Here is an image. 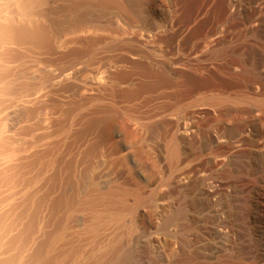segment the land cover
I'll list each match as a JSON object with an SVG mask.
<instances>
[{"label":"rangeland","instance_id":"obj_1","mask_svg":"<svg viewBox=\"0 0 264 264\" xmlns=\"http://www.w3.org/2000/svg\"><path fill=\"white\" fill-rule=\"evenodd\" d=\"M44 1L18 70L61 264H264L233 257L264 248V0Z\"/></svg>","mask_w":264,"mask_h":264},{"label":"bare ground","instance_id":"obj_2","mask_svg":"<svg viewBox=\"0 0 264 264\" xmlns=\"http://www.w3.org/2000/svg\"><path fill=\"white\" fill-rule=\"evenodd\" d=\"M44 3H46L44 0H0V264H61V260L64 258L60 257L63 253H60L56 248L58 242H56L54 236H49L50 233L47 230L45 233L44 219L46 217L44 216V219L41 217L43 212L40 210L41 207L37 205L39 203H36L35 200L34 188L36 186L34 184L38 185L37 182L43 178V175L39 176L42 170L39 167L42 162H40L39 167L36 165L40 170L34 169L33 166L35 165L30 157L33 150H37L34 149L36 143L40 142L42 138L41 136L33 137L32 133L35 132H32L33 129L31 130L29 124L37 120L38 113H30L32 109L29 112L28 105L30 107L32 105L31 100H34L30 99L29 92L32 96L30 89L33 88L32 97L37 95V93H34L37 90L34 91L35 85L33 86L32 79H29L31 83L28 84L26 82L27 78L25 79L26 76L23 74L24 71L20 72L22 70H18L20 68L18 65L22 61L29 55L33 56L31 54L33 51L37 48L41 50V47L45 45L43 38V41L40 42L44 45H41V47L39 45L43 32L41 35L40 24H38V21L45 16ZM44 31L46 32V27ZM45 32L44 35L48 33ZM39 35H41L40 38ZM35 60L34 62H36ZM30 63H27V65ZM38 87L36 88L39 89L40 87ZM43 140H41L42 143ZM41 142L38 145H41ZM36 148L38 147L36 146ZM37 155L35 157H38ZM253 171L250 170V173L253 174ZM237 212L231 211L233 219L241 218V214L239 215V212ZM168 220L170 221L172 218L169 217ZM56 228L59 229V227ZM238 234L239 236H245L247 230L244 229L242 233L238 231ZM58 236L61 238L59 233ZM246 245H240L237 249L236 246L233 257L237 260H246L250 254L253 258L254 250V259L256 258L260 262L264 261V248L257 249L258 244L256 242H253L252 248L246 247ZM56 251L59 253L57 254ZM128 258L129 254L127 252L118 251L111 264H126Z\"/></svg>","mask_w":264,"mask_h":264}]
</instances>
